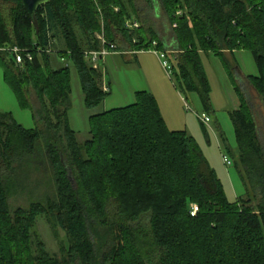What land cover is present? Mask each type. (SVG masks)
<instances>
[{
    "label": "trees",
    "instance_id": "trees-1",
    "mask_svg": "<svg viewBox=\"0 0 264 264\" xmlns=\"http://www.w3.org/2000/svg\"><path fill=\"white\" fill-rule=\"evenodd\" d=\"M145 1L153 8V0ZM157 1L175 24L180 89L196 92L209 111L198 54L233 59L247 50L258 75L246 79L264 110V0ZM133 13L134 0H52L31 19L21 0H0V45L33 56L19 66L0 53V68L21 107H31L27 91H33L41 125L25 129L0 113V264H264V149L238 86L241 104L230 113L234 163L252 198L230 202L195 140L169 130L144 91L129 106L90 116V139L77 143L67 118L70 69L52 66L55 39L56 56L77 73L85 107L95 109L109 93L83 56L100 48L96 34L103 31L119 50L140 51L157 40L151 28H125L137 19ZM17 195L27 205L12 210L9 200ZM39 217L55 234L64 232L60 256L37 238Z\"/></svg>",
    "mask_w": 264,
    "mask_h": 264
},
{
    "label": "rangeland",
    "instance_id": "rangeland-1",
    "mask_svg": "<svg viewBox=\"0 0 264 264\" xmlns=\"http://www.w3.org/2000/svg\"><path fill=\"white\" fill-rule=\"evenodd\" d=\"M134 2L137 13L131 15L143 24L144 29L151 28L158 34L160 30L164 31L165 25L168 24L173 32L175 24L171 25L169 23L161 8L158 12V18H155L152 8L147 5L145 0H134ZM76 30L80 33L78 27H76ZM55 40L56 46L51 56L53 60H56L55 52L61 47L58 39ZM161 48L158 49L157 46L159 51H161ZM149 49L150 46L141 52H132V54L125 55L111 54L103 58L98 71H102L103 82L109 87L110 91L95 109L85 107L84 96L74 67L66 59L62 62V66L68 65L70 69L71 93L67 118L70 129L75 133L77 143L83 144L90 139V116L129 106L135 102V96L138 92L145 91L148 93L147 90L160 89L177 111V113H174L175 118L179 120L176 127L195 140L220 180L227 199L234 202L236 197L245 198L250 196L252 198L253 191L250 185H245L241 179V174L243 175L241 167H237L234 163L237 155V145L234 128L230 120V113L239 109L241 104L235 91L236 86H238L244 96L247 97L248 110L256 123L258 138L264 149L263 105L249 83L245 80L242 81L240 77V74L246 77L258 75L257 66L251 52L237 50L233 59L230 56L221 58L212 53L198 54V62L209 87L211 108L209 111H205L196 92L180 89L178 84L180 80L179 71L176 61H174L175 53L166 56L164 61L168 66L163 67L160 62L162 60H159ZM143 52L144 54L141 55H133ZM226 64L230 68L232 77L228 75ZM56 66L54 63L55 68ZM176 93L181 96L179 103L173 102H176ZM27 98L31 107H21L11 88L5 82L3 71L0 68V113L11 114L13 119L25 129L40 128L41 125L34 112L38 110L40 105L31 89L27 91ZM161 108H164V105ZM163 112L172 113L164 111V109ZM202 115L209 118L206 125L199 119ZM223 157L230 162L229 165L223 162ZM9 204L12 210L27 205L22 195L11 197ZM34 232L50 254L61 255V245L66 241L65 234L61 229L56 228L55 234L46 220L39 217L34 226Z\"/></svg>",
    "mask_w": 264,
    "mask_h": 264
},
{
    "label": "built area",
    "instance_id": "built-area-1",
    "mask_svg": "<svg viewBox=\"0 0 264 264\" xmlns=\"http://www.w3.org/2000/svg\"><path fill=\"white\" fill-rule=\"evenodd\" d=\"M125 28L128 30H134V29H138L140 28V24L137 21H127L125 23ZM96 39L100 45V48L97 50H85L83 52V56L87 62V64L89 65V67H91L93 70L98 71L99 67H100V62L103 60L104 57L114 53H119L116 44L114 43H110L106 40L103 31H101L100 33L96 34ZM135 42V40H133ZM157 42L156 41H152L150 44V49L149 51H151L152 53H154L155 55H157L159 57L163 65V67H167V63L166 61H164V59L166 58V53L158 51L157 49ZM46 52V53H50L51 50H40L38 49V53L41 52ZM0 53H5L6 55H8L10 58L13 59V61L16 63V65H23L26 62H31L33 59L32 56V52L28 49H23L18 47L17 45H10V44H3L0 45ZM63 61V59H62ZM102 90L104 92H108V88L107 87H102ZM200 121L203 124H207L209 122V118L205 115H202L199 117ZM223 162L226 165H229L230 162L223 157ZM198 211V208L196 205H192L190 208V215L194 216L196 214V212Z\"/></svg>",
    "mask_w": 264,
    "mask_h": 264
},
{
    "label": "crops",
    "instance_id": "crops-1",
    "mask_svg": "<svg viewBox=\"0 0 264 264\" xmlns=\"http://www.w3.org/2000/svg\"><path fill=\"white\" fill-rule=\"evenodd\" d=\"M153 8H152V10H153V14H154V17L155 18H158V12H159V10H160V4H159V2L157 1V0H154L153 1ZM135 21H137L139 24H140V26L141 27H143V24L140 22V21H138L137 19H134ZM166 31H168V33H166ZM160 33H158V34H156V32H155V34H156V37H157V40H152V41H158L161 45H162V48L160 49L161 50V52H164V53H166V55H168L169 56V54L171 53V54H174L175 52H174V49H176V46H177V43H176V39H175V36H174V34H173V32H172V29L169 27V25L167 24V25H165V29H164V31H159ZM172 32V33H171ZM157 42V43H158ZM118 49V48H117ZM159 49V48H158ZM142 50H140V51H130V50H128V49H126V50H119L118 49V52L119 53H116V54H118V55H125V54H132V52H141ZM159 51V50H158ZM235 53H236V51L233 53V57L235 56ZM112 54H114V53H112ZM141 54H144V52L143 53H139V54H133V55H141ZM154 54V53H153ZM111 55V54H110ZM155 55V54H154ZM157 56V55H156ZM225 56H230L231 58H232V56H231V54H229V53H225ZM157 58L159 59V57L157 56ZM139 60V59H138ZM160 60V59H159ZM174 60V59H173ZM51 61H52V66L54 67V63H55V66L56 65H59V66H56V68H59V67H62V62H64V60L62 61V60H60L57 56H56V60H53L52 59V57H51ZM175 61V60H174ZM161 62V61H160ZM55 68V67H54ZM101 73H102V71H101ZM240 77H241V80L242 81H247V79H246V76H243V75H241L240 74ZM248 82V81H247ZM102 85H103V87H107L108 88V90H109V87L107 86V85H105L104 84V82H103V78H102ZM110 91V90H109ZM108 91V92H109ZM145 92V91H144ZM147 92L148 93H150L154 98H155V100H156V102H157V104H158V107H159V110H160V113H161V115H162V118H163V120H164V122H165V124H166V126H167V128L169 129V130H171V131H182V130H179L176 126H177V122L179 121L177 118H175V116H174V113H177V111H176V109H175V107L172 105V103L170 102V101H168L166 98H165V96H164V94H162V92H161V90L160 89H156V90H152V91H148L147 90ZM175 98H176V102L175 101H173L174 103H179L180 102V98H181V96L180 95H177V93L175 94ZM162 105H164V108H161L162 107ZM163 109H164V111H170V112H172V113H164L163 112ZM169 119V120H168ZM170 121V122H169ZM171 123V124H170ZM237 198V197H236Z\"/></svg>",
    "mask_w": 264,
    "mask_h": 264
},
{
    "label": "water",
    "instance_id": "water-1",
    "mask_svg": "<svg viewBox=\"0 0 264 264\" xmlns=\"http://www.w3.org/2000/svg\"><path fill=\"white\" fill-rule=\"evenodd\" d=\"M51 1L52 0H21V5L27 16L33 19L37 10L49 4Z\"/></svg>",
    "mask_w": 264,
    "mask_h": 264
}]
</instances>
